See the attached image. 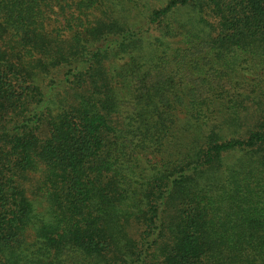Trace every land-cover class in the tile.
I'll return each instance as SVG.
<instances>
[{"label":"trees","instance_id":"16d2710c","mask_svg":"<svg viewBox=\"0 0 264 264\" xmlns=\"http://www.w3.org/2000/svg\"><path fill=\"white\" fill-rule=\"evenodd\" d=\"M0 264H264V0H0Z\"/></svg>","mask_w":264,"mask_h":264}]
</instances>
